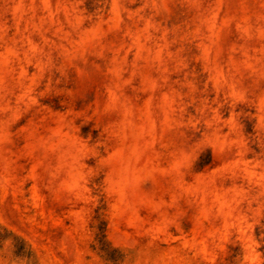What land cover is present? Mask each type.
<instances>
[{"label": "rangeland", "instance_id": "374dc122", "mask_svg": "<svg viewBox=\"0 0 264 264\" xmlns=\"http://www.w3.org/2000/svg\"><path fill=\"white\" fill-rule=\"evenodd\" d=\"M0 264H264V0H0Z\"/></svg>", "mask_w": 264, "mask_h": 264}]
</instances>
